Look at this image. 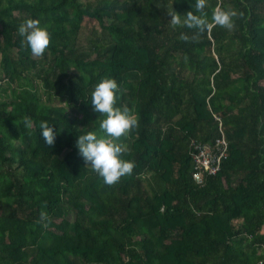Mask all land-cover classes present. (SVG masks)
<instances>
[{"label":"trees","instance_id":"trees-1","mask_svg":"<svg viewBox=\"0 0 264 264\" xmlns=\"http://www.w3.org/2000/svg\"><path fill=\"white\" fill-rule=\"evenodd\" d=\"M194 3L0 0V264H264V0H206L209 18L242 11L230 29L173 28ZM28 17L51 25L43 56L17 32ZM104 76L140 117L119 138L136 168L111 185L76 146ZM45 120L63 129L52 145ZM223 134L221 170L198 184L193 143Z\"/></svg>","mask_w":264,"mask_h":264},{"label":"clouds","instance_id":"clouds-1","mask_svg":"<svg viewBox=\"0 0 264 264\" xmlns=\"http://www.w3.org/2000/svg\"><path fill=\"white\" fill-rule=\"evenodd\" d=\"M169 14L173 28L179 26L195 29L197 35L216 25L230 29L236 18L243 15L235 7L217 5L211 10L209 18L206 0H195L194 10L187 14H181L175 8ZM17 32L22 43L34 56H43L52 43L50 23L42 22L39 18L24 19ZM182 38L189 39V36L182 33ZM120 93L121 84L115 77L104 76L94 84L90 104L94 111L101 113L99 124L77 135L76 140V146L85 161L90 162L92 169L109 185L118 182L123 176L133 174L136 168V161L125 157V153L130 151L128 144L119 138L138 128L140 117L134 107L119 103ZM25 122L28 127L32 126L31 117H25ZM55 123L45 120L40 124L41 136L47 145L54 144L59 132L63 130L61 125L58 130ZM41 217L47 218V213L42 212Z\"/></svg>","mask_w":264,"mask_h":264},{"label":"built area","instance_id":"built-area-1","mask_svg":"<svg viewBox=\"0 0 264 264\" xmlns=\"http://www.w3.org/2000/svg\"><path fill=\"white\" fill-rule=\"evenodd\" d=\"M193 159L195 172L193 174L198 184H204L205 175H216L221 170L223 160L229 152V144L225 135L210 144L193 143Z\"/></svg>","mask_w":264,"mask_h":264},{"label":"rangeland","instance_id":"rangeland-1","mask_svg":"<svg viewBox=\"0 0 264 264\" xmlns=\"http://www.w3.org/2000/svg\"><path fill=\"white\" fill-rule=\"evenodd\" d=\"M86 1L87 0H83V3H85ZM85 25H86V30H85V32H83L82 39H81L83 44H87L88 43L87 40H88V38H90V34L89 33L93 30V28L97 27L96 23H92L90 21H87V23ZM68 213H69V218L71 220H73L74 219V213L71 212V211L68 212Z\"/></svg>","mask_w":264,"mask_h":264}]
</instances>
